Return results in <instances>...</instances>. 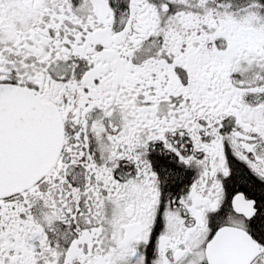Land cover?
<instances>
[{
	"label": "snow or ice",
	"instance_id": "6c2138e0",
	"mask_svg": "<svg viewBox=\"0 0 264 264\" xmlns=\"http://www.w3.org/2000/svg\"><path fill=\"white\" fill-rule=\"evenodd\" d=\"M0 264H264V0H0Z\"/></svg>",
	"mask_w": 264,
	"mask_h": 264
}]
</instances>
